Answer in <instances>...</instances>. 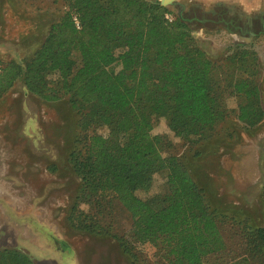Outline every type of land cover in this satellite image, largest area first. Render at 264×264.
<instances>
[{
    "label": "trees",
    "instance_id": "obj_1",
    "mask_svg": "<svg viewBox=\"0 0 264 264\" xmlns=\"http://www.w3.org/2000/svg\"><path fill=\"white\" fill-rule=\"evenodd\" d=\"M54 1L64 13L33 53L23 62L0 58V100L21 81L46 102L69 97L81 115L67 151L81 181L73 223L91 218L88 233L116 240L130 264H208L212 258L213 264H264V204L256 211L224 206L194 162L164 156L165 139L153 134L155 117L177 119L169 129L197 160L214 140L255 136L264 123L259 56L246 49L231 55L235 73L224 88L220 68L196 45L189 25L178 17L170 22L171 12L159 3ZM225 89L239 100L235 109ZM102 128L107 136L98 133ZM161 173L167 193L140 198ZM125 212L129 232L117 219ZM146 244L157 249L153 261L141 249ZM0 264L34 262L7 249L0 250Z\"/></svg>",
    "mask_w": 264,
    "mask_h": 264
},
{
    "label": "rangeland",
    "instance_id": "obj_2",
    "mask_svg": "<svg viewBox=\"0 0 264 264\" xmlns=\"http://www.w3.org/2000/svg\"><path fill=\"white\" fill-rule=\"evenodd\" d=\"M146 1L160 4L161 0ZM175 1L165 7L171 12L168 16L189 25L196 45L220 68L217 73L224 88V80L235 73L231 55L246 49L259 56L264 105V0ZM64 10L54 0H0V58L23 62ZM120 69L115 67V71ZM225 93L228 107L235 109L239 100L227 89ZM80 117L69 97L46 102L29 93L21 81L0 100V250H19L35 264H130L116 240L88 233L91 218L81 215L75 224L71 219L81 181L69 164L67 151ZM177 122L172 117H155L153 134L165 139L164 156H187L201 180L217 189L224 206L261 210L264 123L255 136L242 135L239 143L224 136L223 141L202 146L205 155L197 160L191 158L189 145L169 129V123ZM98 133L107 136L109 131L102 128ZM165 193L166 174L161 173L155 175L152 188L138 196L149 200ZM117 219L129 232L128 214ZM141 249L150 261L155 259L156 247L146 244ZM229 255L221 256L228 260ZM214 261L209 259L208 264Z\"/></svg>",
    "mask_w": 264,
    "mask_h": 264
},
{
    "label": "water",
    "instance_id": "obj_3",
    "mask_svg": "<svg viewBox=\"0 0 264 264\" xmlns=\"http://www.w3.org/2000/svg\"><path fill=\"white\" fill-rule=\"evenodd\" d=\"M174 2H176V1L172 0L171 3H167L165 0H161L160 5L163 7H168V5H172Z\"/></svg>",
    "mask_w": 264,
    "mask_h": 264
},
{
    "label": "built area",
    "instance_id": "obj_4",
    "mask_svg": "<svg viewBox=\"0 0 264 264\" xmlns=\"http://www.w3.org/2000/svg\"><path fill=\"white\" fill-rule=\"evenodd\" d=\"M167 19H168L170 22L173 21L171 16H167ZM77 25H79V24L77 23Z\"/></svg>",
    "mask_w": 264,
    "mask_h": 264
},
{
    "label": "bare ground",
    "instance_id": "obj_5",
    "mask_svg": "<svg viewBox=\"0 0 264 264\" xmlns=\"http://www.w3.org/2000/svg\"><path fill=\"white\" fill-rule=\"evenodd\" d=\"M167 3H171L172 0H165Z\"/></svg>",
    "mask_w": 264,
    "mask_h": 264
},
{
    "label": "flooded vegetation",
    "instance_id": "obj_6",
    "mask_svg": "<svg viewBox=\"0 0 264 264\" xmlns=\"http://www.w3.org/2000/svg\"><path fill=\"white\" fill-rule=\"evenodd\" d=\"M239 27H240V26H239ZM237 29H239V31H240V30H242V28H241V27H240V28H237Z\"/></svg>",
    "mask_w": 264,
    "mask_h": 264
},
{
    "label": "crops",
    "instance_id": "obj_7",
    "mask_svg": "<svg viewBox=\"0 0 264 264\" xmlns=\"http://www.w3.org/2000/svg\"><path fill=\"white\" fill-rule=\"evenodd\" d=\"M31 258V257H30ZM31 260L33 261V259L31 258ZM34 262V261H33ZM34 264H35V262H34Z\"/></svg>",
    "mask_w": 264,
    "mask_h": 264
}]
</instances>
